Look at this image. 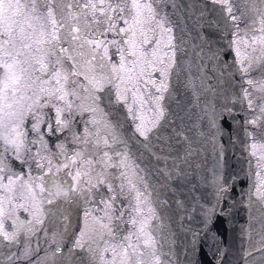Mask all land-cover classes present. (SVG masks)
<instances>
[{"label": "snow or ice", "instance_id": "snow-or-ice-1", "mask_svg": "<svg viewBox=\"0 0 264 264\" xmlns=\"http://www.w3.org/2000/svg\"><path fill=\"white\" fill-rule=\"evenodd\" d=\"M245 198L264 264V0H0V264H231Z\"/></svg>", "mask_w": 264, "mask_h": 264}, {"label": "water", "instance_id": "water-1", "mask_svg": "<svg viewBox=\"0 0 264 264\" xmlns=\"http://www.w3.org/2000/svg\"><path fill=\"white\" fill-rule=\"evenodd\" d=\"M239 14V13H237ZM211 18V17H210ZM189 27L191 29H193V36L195 37L196 35V28L197 26L193 23L190 24ZM205 31H207V29H205ZM193 42H196L195 40H193ZM209 69H211V65H209ZM209 75H211V71L209 70ZM225 146L228 148V152H227V160H226V167L227 170L229 172H233V171H239L241 167L244 166V162L242 160H239L237 157L239 156V150H237V152L234 154L231 150V147L227 144H225ZM209 153H211V147H209ZM209 160L211 161V155L209 156ZM247 186V181L245 180L244 183L238 185L237 190H236V195L237 197H239L240 191L242 188H245ZM246 198L244 203H238V207L235 210V224L236 227L233 229V231L227 233L226 238H225V244L226 245H230V249H229V259L231 260V264H235V260H236V256L235 253L238 249V245H239V230H240V226L245 222L246 219ZM189 222L187 219H185L184 224L187 225ZM193 227L195 226V224L193 223L192 225ZM173 230L176 231L177 236H176V250L178 253H182L183 252V240H184V234L180 231L179 225L178 224H174L173 225ZM7 242H4L3 245H0V260H3V258L5 256H7L10 252H17L19 248H22L23 245H15L11 248L7 247ZM32 246L35 247V240L32 241ZM165 251H167V247H165ZM40 255H43V252L41 251L39 253ZM35 257L33 256V259ZM181 259H183V257L181 256ZM204 259V264H209V260L207 257H203ZM5 264H7V262L5 261ZM16 264H23L22 261H17ZM225 264H229V260L226 259Z\"/></svg>", "mask_w": 264, "mask_h": 264}]
</instances>
